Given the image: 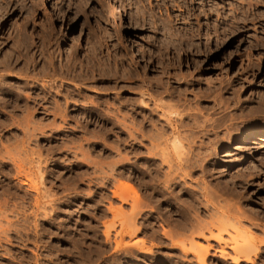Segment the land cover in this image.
I'll list each match as a JSON object with an SVG mask.
<instances>
[{
  "label": "rangeland",
  "instance_id": "1",
  "mask_svg": "<svg viewBox=\"0 0 264 264\" xmlns=\"http://www.w3.org/2000/svg\"><path fill=\"white\" fill-rule=\"evenodd\" d=\"M195 246L264 264V0H0V264Z\"/></svg>",
  "mask_w": 264,
  "mask_h": 264
},
{
  "label": "bare ground",
  "instance_id": "2",
  "mask_svg": "<svg viewBox=\"0 0 264 264\" xmlns=\"http://www.w3.org/2000/svg\"><path fill=\"white\" fill-rule=\"evenodd\" d=\"M173 115L175 116V119H173V117L171 116L170 118H169V121L170 122H173V121H177V119H176V117H179V116H181L182 117V115L180 114V113H178V112H175V113H173ZM189 117V116H188ZM252 137V136H251ZM249 139V138H248ZM175 143H176V145H177V147H183V144H182V142L180 141V139H178V137L176 138V140H175ZM204 235V234H203ZM213 236V238H214V235H212ZM211 237V236H210ZM215 240H216V242L218 241V243L220 242V243H223L222 241V238H221V236H216L215 235V238H214ZM245 241H246V238H245ZM243 242V244H241V245H238L237 244V242H233L232 244H234V245H236L235 247L234 246H232V248L230 247V246H228L229 248H231L232 250H233V252L235 253V256L233 257V260H234V262H236V263H239L240 261H247V263L249 262L250 263V261L252 260V257H253V255H257V253H258V246L252 241V240H247L246 242ZM255 241V240H254ZM224 243H226V241L224 242ZM228 243V242H227ZM231 244V243H230ZM193 245H194V243H193ZM198 245V244H197ZM225 245V244H224ZM202 246V245H201ZM201 246L198 248V246H195L197 249H199L198 251V253H197V257H198V259L200 260V261H202L203 262V264H205V259H206V256L209 254V247H203V248H201ZM213 249V248H212ZM222 251V250H221ZM252 262V261H251Z\"/></svg>",
  "mask_w": 264,
  "mask_h": 264
}]
</instances>
